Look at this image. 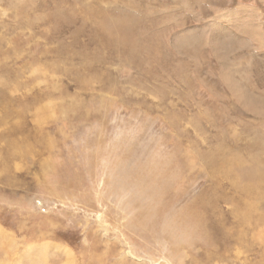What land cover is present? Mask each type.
I'll return each mask as SVG.
<instances>
[{"label":"rangeland","instance_id":"374dc122","mask_svg":"<svg viewBox=\"0 0 264 264\" xmlns=\"http://www.w3.org/2000/svg\"><path fill=\"white\" fill-rule=\"evenodd\" d=\"M0 264H264V0H0Z\"/></svg>","mask_w":264,"mask_h":264}]
</instances>
